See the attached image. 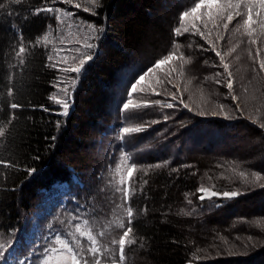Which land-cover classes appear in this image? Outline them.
I'll return each instance as SVG.
<instances>
[{
    "label": "trees",
    "instance_id": "obj_1",
    "mask_svg": "<svg viewBox=\"0 0 264 264\" xmlns=\"http://www.w3.org/2000/svg\"><path fill=\"white\" fill-rule=\"evenodd\" d=\"M53 3L0 0V129L4 133L0 157L14 165L0 167V231L10 235L21 230L35 210L45 207L56 223L49 235H63L65 226L67 237L86 248L88 241L81 232L90 233L104 253L100 264H112L104 257L111 256L109 248L117 247L110 243L121 233L116 225L121 220L127 225L113 189L117 175L128 180L126 169L134 164L129 181L135 190L130 201L133 232L128 239L136 242L126 244L125 264H262L258 258L264 257V155L252 162L235 151L194 150L180 140L189 124L180 120L182 114L177 117L180 103L171 121L166 104L146 102L151 95L174 91L178 100L190 103L176 88L188 85L183 69L190 74L195 69L198 82L220 96L215 83L221 78L220 70L206 44L215 20L202 17L203 22L195 24L205 33L201 38L192 16L181 26V14L194 0H97L89 11L79 8L81 20L95 28L88 52L92 59L79 74L71 73L77 84L64 115L62 105L55 102L61 67L48 59L53 48L50 39L44 40L58 22L53 14H34L35 9ZM178 27L181 35L174 34ZM243 35L236 50L247 53L248 62L238 61L233 69L237 86L248 88L245 95L237 88L242 101L239 111L231 100L228 107L230 116L240 118L232 123L195 121L215 127L217 135L212 138L217 140L218 135L231 137L229 130L246 131L262 139L264 150V129L259 126L264 124V107L259 110L251 103L259 95L263 101L259 104L264 105V73L257 54L264 35L258 43L257 35ZM21 37L25 52L17 57ZM170 53L178 60L148 73L155 80L129 96L128 86L137 75ZM142 56L149 57L141 60ZM245 67L248 74H244ZM128 101L129 109L122 110ZM12 102L22 107L12 110ZM123 127L142 130L121 133ZM28 169L34 171L30 174ZM253 173H259L260 179ZM203 187L236 188L241 194L220 209L212 200L199 198L198 189ZM58 192L57 202H51ZM252 206L261 207L262 212L248 216ZM6 255L11 264H17V259L32 263L28 249L19 241L10 245Z\"/></svg>",
    "mask_w": 264,
    "mask_h": 264
},
{
    "label": "rangeland",
    "instance_id": "obj_2",
    "mask_svg": "<svg viewBox=\"0 0 264 264\" xmlns=\"http://www.w3.org/2000/svg\"><path fill=\"white\" fill-rule=\"evenodd\" d=\"M54 1L55 3H53V5L50 7L61 9L60 15L66 22L63 24L54 25L48 33V39H50L51 41L52 48L56 49V51L52 50V58L54 59V62H58L60 64L62 71L61 78L58 82V90L55 98L58 100L68 99V110L72 105L71 99L72 92L74 90L73 85L74 83L77 84V82H75L74 76L71 74L72 72L64 71V69L71 68L73 66H80L79 60L81 58H86L88 52L91 49L86 47V45H93V38L95 37V31L89 28V26L92 25L87 24L86 22L81 20L78 14V9L82 7L91 9V6L93 4L90 3V0H72L71 3H69L68 0ZM76 4H79L80 7H76ZM255 10L256 9H254V11ZM240 11L243 12L244 15L236 17L229 24L226 30L222 26L226 21L216 19L214 21L215 28L207 37V40H211L216 45L215 50L219 51L224 57L223 62L229 65V68L227 70L221 67L219 58L215 55V52L211 50L210 45L206 43L209 48L210 55L213 56V58L216 60L215 67L220 70L221 78L215 81L218 88H220L222 91L220 93V96L215 92L208 90L205 85L198 82L199 74L195 69L191 70V74L189 73V71L187 72L188 69H183V71H185V75L188 76L189 79V81L187 82L188 85L184 88H180L181 86L176 88L179 93L181 92L180 94L182 96H185L186 98L188 97L190 103H184L186 100H178L176 92L174 91H170L171 93H168L164 96L152 97L151 95L149 97V100L146 102L148 104L152 102V105L172 104L173 107H169V109H171V121L175 120L177 114L175 106L180 103L181 106L178 109L179 112L177 114V117L182 114L180 120H184L186 121V123H189L187 124L188 126L185 127V132L181 133L180 140L186 143L192 149L197 151L215 153L223 152V150L226 152L231 151V153H234L235 151L236 153L249 158L252 162H258L260 157L264 155L262 146L263 141L261 138L253 137V135H249L246 131L237 129L229 130L228 133L232 135L229 138L223 135H218L217 137H220L219 140L213 139L212 137L214 135H217L215 134V127L209 124H201L200 121H195L196 118H202V121L204 122H209L215 119H223L226 120V122L230 121L229 123H232L233 121L240 118L239 116L235 115L230 116V112L228 110L230 100L234 104L238 103L239 108L242 107V101L239 100V92L237 91V88H239V91L242 94L246 93L245 88H248L247 85L237 86L238 77L235 70L233 69L234 65H236L238 61L248 62V54L241 53L240 51L236 50V47L239 46L238 43L241 41V39H244L245 35L243 34H248V29L241 26L243 25V20L246 19V6L241 5ZM65 13H68V15L65 16ZM253 19L254 23L252 25L251 31L252 34L257 35L256 41L258 43L260 40H262V37L264 35V27H262L260 23L261 20H264V12H261L259 17L254 16ZM237 21H239V25L237 24ZM201 22H203L202 18L198 19V22L193 18L194 24L199 25ZM68 24H71L72 27H68ZM238 27L239 31H237ZM149 52H147V54ZM258 53V62L260 63L261 60H264V43L263 45L258 46ZM149 56H142L140 57V59L144 60ZM177 60L178 59H174L172 61L174 63ZM247 70V67H245L246 72L244 71V74H248ZM227 71H231L232 73V93H234L238 97L237 101H233L232 93H230L226 87ZM261 72L264 73V70H261ZM209 75H211V73ZM154 80L155 78L152 80V78L146 76L145 81L138 86V89H142L144 85H148ZM217 81H219V83H217ZM65 88H67V97L62 93V90ZM206 90L210 91L211 93L207 92ZM213 95L219 98L214 97ZM252 95L256 96V94L253 93ZM173 96H175V99H173ZM261 101L262 98L257 95L251 103L256 104L254 105L256 109L262 110V107H264V105H262L263 101L261 104H259ZM186 104H188L189 106ZM221 105H223L224 107L221 108ZM220 109H223L222 113L219 112ZM63 111H65L64 107ZM251 121L253 123H256L255 119H251ZM101 126L102 123L99 125V127ZM99 127H96L97 131L99 130ZM190 138L193 139V141H190ZM97 153L101 154V151L98 150ZM203 189H205V192L203 193L205 197L212 200V204H216L220 209L221 207L229 205V203H233L235 197L224 198L221 195L212 196V193L237 191L236 188H230L226 191H219L213 187H203ZM57 196L58 195L52 196L50 198V201L56 203ZM45 202V205L49 204L48 200ZM261 209V207L252 206L248 216L258 215V213L262 212ZM50 212L51 211L48 208H38L29 217V221L27 220L21 230L10 235L0 231V244H3L5 246V250L7 251V249L13 242L19 241L26 247V249H28V254L32 259L31 264H71L70 257L67 254V250L63 248V243H69L73 248H75L77 244L73 242L72 236L67 237L68 233L65 226L62 227L64 232L63 235L52 233L50 235L48 234L49 231L55 229L56 227V223L53 220V217L50 215ZM233 212L235 213L236 211ZM227 213H230V211ZM262 221L264 223V220ZM96 246L99 248L98 244ZM81 248L83 249L84 247L81 246ZM260 252L261 251H259V253ZM259 253L256 252V254H258L257 256L260 255ZM258 260H260V263L264 264L263 256L259 257ZM147 264L152 263L148 262Z\"/></svg>",
    "mask_w": 264,
    "mask_h": 264
},
{
    "label": "snow or ice",
    "instance_id": "obj_3",
    "mask_svg": "<svg viewBox=\"0 0 264 264\" xmlns=\"http://www.w3.org/2000/svg\"><path fill=\"white\" fill-rule=\"evenodd\" d=\"M17 3L20 2V0H16ZM69 3L72 2V0H68ZM90 3L95 5L97 4V0H90ZM241 5H245L247 8L246 13V19L243 20V27H246L248 29V35H252V25L254 23V16L259 17L261 12H264V0H194L193 6L189 10H185L182 12L180 20H181V26L183 25V21L187 19L189 16H192L194 19H200L202 17H206L210 21H214L216 19L225 20L226 22L223 23V28L226 30L229 26V24L239 16H243L244 13L240 11ZM2 7V5H0ZM76 7H80L79 4H76ZM254 9H256L254 11ZM84 11H89L88 8H85ZM40 12H47L54 15V18L57 20L58 24L66 23L63 18L61 17V9L59 8H53V7H42L34 10V14H39ZM226 14V15H225ZM65 16L68 15V13L64 14ZM262 27H264V20L260 21ZM237 24L239 25V21H237ZM68 27H72L71 24L67 25ZM49 28L51 25L48 26ZM193 27L196 29V33L200 35L201 38H205V33L201 32L198 27L194 24ZM207 27V25H205ZM93 31H95L94 26H89ZM187 28H183V32H187ZM237 31H239V27L237 28ZM175 35H181V28L178 27L174 30ZM59 38V37H57ZM222 39V37H221ZM44 40H48V35H44ZM206 43L210 45L211 50L215 52V55L219 58L221 62V67H223L225 70L229 68V65L227 63H224V57L221 55L219 51H216V45L211 41L206 39ZM254 43V41H253ZM86 47L92 48V44H87ZM56 51V49H53ZM234 51V49H233ZM25 52V47L22 42L21 37V44L18 50L15 52V55L19 57L22 53ZM259 54V53H257ZM49 60H52L53 58L51 56L48 57ZM92 59L91 55H87L86 58H81L79 60L80 66H73L71 68H65L64 71H71L79 74L82 70L83 65ZM176 59L174 53H170L169 55H166L157 61L154 62L153 67L145 69L142 73L138 74L137 77L129 84V96L131 94L136 93L138 90V86L141 85L147 76L148 73L152 72L155 68H161L163 65L171 62L172 60ZM21 64L23 63V60L20 61ZM53 67H56V64H53ZM259 67L261 70H264V60H261L259 63ZM227 75V84L226 87L229 90L230 93H232L233 89V80H232V73L231 71L226 72ZM219 83V81H217ZM62 93L67 97V88L62 90ZM11 95V90L8 93ZM157 95L159 93H156ZM173 99H175V96H173ZM232 99L233 101H237L238 97L232 93ZM56 103L61 104L65 111L64 115H67V108L69 105V100H56ZM130 101L125 102L122 104L121 108L122 110H128L129 109ZM145 107L148 105H144ZM186 106V105H185ZM22 105H19L18 103L12 102L9 104V108L12 110L21 108ZM136 107V106H133ZM167 107H173L172 104H167ZM224 106L221 105V108ZM237 110L239 111V104H236ZM13 118V115L10 113L9 115V121ZM262 129H264V124L259 125ZM142 129L139 127L136 128H129V127H123L121 129V133H137L140 132ZM3 129H0V137H3ZM122 160L124 157L121 158ZM12 165L9 161H6L4 158L0 157V167L7 168ZM135 168L134 164H131L126 169V176L129 178L128 180H125L122 176L117 175V185L113 189L117 199L115 201V204L117 207H120L123 209V214L125 219L127 220V225L125 224L124 220H121L116 227L121 230V233L118 238H113L110 243L112 245H116L117 247L115 249L109 248L108 251L111 252V256L104 257L105 259H110L112 261V264H116V261L118 260L120 264H124L125 261V247L127 245L134 244L136 241L135 239L129 240V235L133 232L132 227V217H133V208L130 204V201L132 199V196L135 195V190L131 188V184L129 181L132 178L133 170ZM30 174L34 171V169H28L27 170ZM117 173H119V167L116 169ZM241 175H244V173H241ZM254 176H256L257 180L260 179L259 173H253ZM146 183V181H145ZM261 187H264V185H261ZM131 189V194H130ZM198 191L201 192L200 199H205V195L203 194L205 192V189L200 188ZM241 193L237 191H231V192H222V193H216L213 192L212 196L221 195L224 198H234L239 196ZM146 210V209H145ZM87 223V221L85 222ZM76 231L80 232V225L77 224ZM81 235L86 238L88 241V245L86 248H81V245L78 243L75 248L71 246L69 243H63V248L67 250V254L70 257L71 264H100V258L104 256V253L100 248H98L96 245L98 243L95 236H93L90 233H83L81 232ZM99 235L103 236V233H99ZM249 240L252 239V237L248 238ZM0 264H11L9 261L7 255L5 246L3 244H0ZM17 264H23L22 261L17 259Z\"/></svg>",
    "mask_w": 264,
    "mask_h": 264
}]
</instances>
